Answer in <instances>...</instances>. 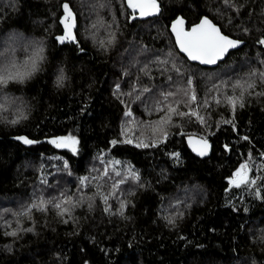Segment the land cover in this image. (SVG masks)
I'll return each mask as SVG.
<instances>
[{
    "label": "trees",
    "instance_id": "1",
    "mask_svg": "<svg viewBox=\"0 0 264 264\" xmlns=\"http://www.w3.org/2000/svg\"><path fill=\"white\" fill-rule=\"evenodd\" d=\"M156 1L143 19L125 0H0V75L38 65L0 86V264H264V0ZM64 3L77 44L57 39ZM180 15L245 44L191 63L170 32ZM249 83L233 112L225 97ZM168 105L185 115L158 125ZM67 136L75 151L49 141ZM242 165L254 183L236 187Z\"/></svg>",
    "mask_w": 264,
    "mask_h": 264
},
{
    "label": "snow or ice",
    "instance_id": "2",
    "mask_svg": "<svg viewBox=\"0 0 264 264\" xmlns=\"http://www.w3.org/2000/svg\"><path fill=\"white\" fill-rule=\"evenodd\" d=\"M225 3H228V0H225ZM127 6L133 9V18H135V10L139 9V15L141 17L146 15H151L155 11H158V5L156 0H127ZM65 15L61 20V23L64 25L65 34L58 37V41L60 43H64L65 41L74 42L75 35L73 34L72 29L75 26V17L70 9L68 3H64L62 5ZM184 24V20L182 18L177 19L175 23L172 25V31L176 35V41L179 45L180 50L187 55L189 59L192 61H198L200 64L205 65H214L218 61L222 60L227 52L230 49H234L240 46L242 41H238L235 39L229 38L227 35L221 33L220 28H218L211 20L207 17L203 18L201 22L191 27L190 30L185 31L182 27ZM260 44L264 45V40L259 41ZM42 59V58H41ZM162 63H167V61H161ZM38 70V65L36 61H33L29 70L24 71L23 73H17L15 76L12 75H0V86L6 85L9 80L17 79L19 81H23V79L27 76L32 75L35 71ZM177 72H180V69H176ZM255 71L251 74V76H255ZM262 78H264V72L259 74ZM66 77L64 76L63 69L60 70V75L57 78V84L63 85L64 80ZM192 80H188V84L191 85ZM254 85L253 83H249L246 86L237 85L236 87H242V92L240 96H227L225 97L227 103L232 107L233 112L237 107H244L243 101V91H247L248 89L252 88ZM218 87V86H217ZM147 91V89H146ZM185 95L189 96L190 101H196V95L194 90H191L190 94L189 91H185ZM173 93L169 92L164 95V100L166 101L169 96H172ZM264 95V93H261ZM220 103L219 100L216 101ZM168 112L169 116L165 118V120L157 121L156 123L163 124L166 121L170 123L171 115L175 113L178 116H183L185 113L177 112L176 109L172 105H168ZM192 115H197L195 112L191 113ZM127 115H131V112L127 113ZM227 122V121H226ZM161 135L166 137V133L162 132ZM22 142L25 144H32L34 141L29 140L27 138H21ZM247 139V137H245ZM52 144L56 145L57 147H72V150L75 151V145L78 144V141L73 136L61 137L59 139H54L50 141ZM125 142H131L130 140ZM156 141H153V144ZM112 143L115 145L117 143L116 140H113ZM202 147L198 149V154L205 155L208 145L206 141H202ZM137 146H144L147 147L148 144L143 143V141L138 142ZM248 165H242L241 169L236 172L235 179L232 183L235 184L236 187H239L242 184H249L254 183V180H249L247 178V169ZM86 179V178H85ZM103 199L105 202L107 201L108 197L104 196ZM45 201H41L39 205H34L33 207H39L40 210H45L44 205ZM63 203H70V201H64ZM54 207L58 209H62L61 203H56ZM123 208V205H122ZM67 211L66 208L62 209V213ZM8 235L15 236L16 232L7 233Z\"/></svg>",
    "mask_w": 264,
    "mask_h": 264
},
{
    "label": "water",
    "instance_id": "3",
    "mask_svg": "<svg viewBox=\"0 0 264 264\" xmlns=\"http://www.w3.org/2000/svg\"><path fill=\"white\" fill-rule=\"evenodd\" d=\"M125 2H126V5H127V0H125ZM156 3H157V1H156ZM157 5H158V11H155L153 14H151V15H146V16H143V17H141L140 15H139V9H136L135 10V13L137 14V16L139 17V18H143V19H146V18H149V17H155V16H157L159 13H160V6H159V4L157 3ZM129 8V7H128ZM131 9V8H130ZM132 11H133V9H131ZM72 13H73V15H74V17H75V26H74V28L72 29V31H73V34L75 35V41L74 42H69V41H65L66 43H73V44H77L78 43V39H77V34H76V27H77V17H76V15H75V13L72 11ZM64 15H65V12H64ZM64 15H63V17H64ZM63 17L61 18V20L63 19ZM180 18H182L183 20H184V24H183V28H184V30L185 31H187V30H190V28L191 27H194V26H196V25H198L200 22H201V20L203 19V18H205V17H202L197 23H195V24H192L190 27H188V22H187V20H186V18L185 17H183V16H177L175 19H173L172 21H171V23H170V32H171V34H172V36H173V38H174V41H175V44H176V46H177V48H178V50H179V52L182 54V55H184L191 63H195V64H199V65H201V66H203V67H216V66H218L221 62H223L226 58H227V56L230 54V52H232V51H234V50H237V49H239V48H241L242 46H244V44H245V41H243V40H239V39H235V38H232V37H230V36H228L229 38H231V39H235V40H238V41H242V43L240 44V46L239 47H237V48H234V49H230L228 52H227V54L225 55V57L222 59V60H220V61H218L216 64H214V65H205V64H200L198 61H192L191 59H189L188 57H187V55L185 54V53H183L181 50H180V48H179V45H178V43H177V41H176V35H175V33L172 31V25L175 23V21L177 20V19H180ZM209 20H211L209 17H207ZM212 22H213V20H211ZM214 23V22H213ZM62 24V23H61ZM218 28H220L219 27V25H217L216 23H214ZM62 34H61V36L62 35H64L65 34V29H64V25L62 24ZM220 30H221V28H220ZM221 33L222 34H224L223 32H222V30H221ZM224 35H226V34H224ZM52 140H54V139H49V141H52ZM202 141H206L207 142V145H208V148H207V151H206V154L205 155H200V154H198V149L199 148H201L203 145H202ZM185 142H186V145H187V147L189 148V150L193 153V155H195L196 157H198V158H200V159H205V158H208V157H210L211 156V154H212V151H213V142L211 141V139L209 138V137H203V136H200V135H197V134H189V135H187L186 136V138H185Z\"/></svg>",
    "mask_w": 264,
    "mask_h": 264
},
{
    "label": "rangeland",
    "instance_id": "4",
    "mask_svg": "<svg viewBox=\"0 0 264 264\" xmlns=\"http://www.w3.org/2000/svg\"><path fill=\"white\" fill-rule=\"evenodd\" d=\"M75 147H76V145H75ZM69 148H71V149H72V147H69ZM240 169H241V168H240ZM240 169H239V170H240ZM239 170H238V171H239ZM235 174H236V173H235ZM248 177H249V172L247 171V178H248ZM234 179H235V175H234V178H233V180H234Z\"/></svg>",
    "mask_w": 264,
    "mask_h": 264
}]
</instances>
